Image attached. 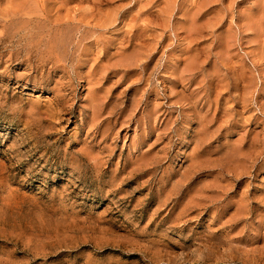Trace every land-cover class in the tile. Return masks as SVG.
<instances>
[{"label":"rangeland","instance_id":"1","mask_svg":"<svg viewBox=\"0 0 264 264\" xmlns=\"http://www.w3.org/2000/svg\"><path fill=\"white\" fill-rule=\"evenodd\" d=\"M0 264H264V0H0Z\"/></svg>","mask_w":264,"mask_h":264}]
</instances>
